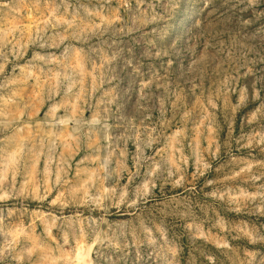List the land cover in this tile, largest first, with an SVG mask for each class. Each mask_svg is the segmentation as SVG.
Instances as JSON below:
<instances>
[{
  "label": "rangeland",
  "instance_id": "rangeland-1",
  "mask_svg": "<svg viewBox=\"0 0 264 264\" xmlns=\"http://www.w3.org/2000/svg\"><path fill=\"white\" fill-rule=\"evenodd\" d=\"M0 264H264V0H0Z\"/></svg>",
  "mask_w": 264,
  "mask_h": 264
}]
</instances>
